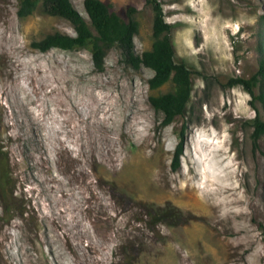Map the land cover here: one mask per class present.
<instances>
[{
    "label": "rangeland",
    "instance_id": "374dc122",
    "mask_svg": "<svg viewBox=\"0 0 264 264\" xmlns=\"http://www.w3.org/2000/svg\"><path fill=\"white\" fill-rule=\"evenodd\" d=\"M102 1L125 19L133 7L135 51L150 47L146 0ZM159 1L174 59L192 70L169 123L149 97L172 81L151 88L153 69L117 45L100 69L85 47L41 50L48 33H76L70 20L0 0V167L12 190L0 189V264H264V136L252 135L264 109L228 84L264 56V0Z\"/></svg>",
    "mask_w": 264,
    "mask_h": 264
},
{
    "label": "trees",
    "instance_id": "16d2710c",
    "mask_svg": "<svg viewBox=\"0 0 264 264\" xmlns=\"http://www.w3.org/2000/svg\"><path fill=\"white\" fill-rule=\"evenodd\" d=\"M146 2L153 10V39L150 47L143 50L141 54L136 53L134 48L133 36L138 30L139 23L131 15V10H133L131 6L127 11V19L109 10L108 5L102 0H83L88 20L77 10L71 0H20L17 12L20 16L28 15L40 4L43 12L63 16L73 24L76 31L74 35L55 31L35 41L33 44L41 50H46L51 46L85 47L90 51L96 67L100 69L103 66L106 50L112 45H117L126 63L136 68L144 64L153 69V75L148 80L151 88L172 81L174 84L172 90L149 97L152 106L163 112V122L169 123L176 116L184 114L192 91V70L185 61L174 59L170 23L164 18L160 1L146 0ZM228 84H241L250 93L252 99L258 100L264 109V56L259 57L258 67L254 73L248 77H230ZM252 125L254 139L264 136L263 117L256 114ZM184 139V131L181 130L173 157L174 166L178 165ZM7 175V172L0 167V189L4 196H8L5 190H8L10 185ZM8 191L12 192L11 189Z\"/></svg>",
    "mask_w": 264,
    "mask_h": 264
},
{
    "label": "bare ground",
    "instance_id": "6f19581e",
    "mask_svg": "<svg viewBox=\"0 0 264 264\" xmlns=\"http://www.w3.org/2000/svg\"><path fill=\"white\" fill-rule=\"evenodd\" d=\"M26 94V93H25ZM92 95V94H91ZM88 96V95H87ZM89 97V96H88ZM55 98V97H54ZM91 99V98H90ZM53 100H55V108L57 109V111L64 117V119L66 120V119H69L70 121L71 120H73L74 118H76V117H74L75 116V106L73 105V103L72 102H70V101H68V100H66L65 98L63 99H61V100H59L58 101V99L56 98V99H53ZM46 102H47V100H46ZM45 103V102H44ZM44 107H46L45 105H44ZM79 114V113H78ZM60 115V116H61ZM92 134V133H91ZM42 139V138H41ZM61 140V139H60ZM93 140V139H92ZM91 139H90V141H92ZM40 141H42V140H40ZM45 143V142H44ZM44 147V146H43ZM67 150V149H66ZM65 149L63 150V151H66ZM46 151V150H45ZM47 154V153H46ZM168 189V188H167ZM47 227V226H46ZM131 228H133V227H131ZM134 229V228H133ZM50 251H52L53 252V250H52V248L50 247ZM40 256V255H39ZM53 257H54V259L56 260L57 258H56V255H55V253H53Z\"/></svg>",
    "mask_w": 264,
    "mask_h": 264
}]
</instances>
